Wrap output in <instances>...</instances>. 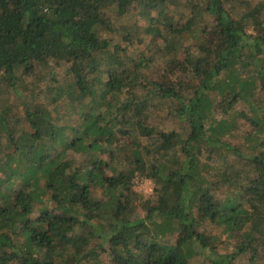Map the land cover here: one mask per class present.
I'll return each mask as SVG.
<instances>
[{"label":"trees","instance_id":"1","mask_svg":"<svg viewBox=\"0 0 264 264\" xmlns=\"http://www.w3.org/2000/svg\"><path fill=\"white\" fill-rule=\"evenodd\" d=\"M241 2L0 0V264H264V0ZM238 118L260 136L231 144Z\"/></svg>","mask_w":264,"mask_h":264},{"label":"rangeland","instance_id":"2","mask_svg":"<svg viewBox=\"0 0 264 264\" xmlns=\"http://www.w3.org/2000/svg\"><path fill=\"white\" fill-rule=\"evenodd\" d=\"M226 6L227 8H229L230 10H233V9H239L241 7H243L242 5V2L241 0H226ZM179 10L181 11H186L182 6H180ZM120 26L123 28H125L127 31H130L132 33H137L140 35V37L142 38V40H144L143 42H147L143 45H136V44H133V45H126V44H122V49H124V51H122L121 53V56H125L126 58L128 57H132V58H138L140 52L142 51V48L144 47H147L149 45V41H150V38L148 39L144 34H143V31L145 30V27L148 25L147 24V21L143 20L140 18L139 14L138 15H129L127 17H123V18H120ZM137 27H139V29H137ZM251 29L248 28V32L251 33ZM158 44H160V42H158ZM185 45H187L185 43ZM159 67V66H158ZM55 71L57 72V76L56 78H58V76L60 77L64 71H65V67L64 65L60 64L56 69ZM89 80H91V82L94 83V87L92 88V90H94L95 92H99L100 90V84H97V86L95 85V78L94 76H90L89 77ZM55 86V85H54ZM53 86V87H54ZM46 89V84H42L41 85V89H40V94L42 92L43 89ZM58 91L57 92H61V94L63 95L65 91H61L59 89H57ZM7 93V91H5ZM58 94V96H60L61 94ZM9 93H7V96H4V98L8 97ZM53 95V92L51 93ZM55 94V93H54ZM97 94V93H96ZM3 96H2V99H3ZM58 96H56V98H59ZM52 97H55V96H50L49 98H52ZM43 98H45V94L42 92L41 96H40V100H42ZM0 99V100H2ZM91 98L90 97H86L84 98V102H79L75 107H72L71 109H67V111L64 109V106L67 108L68 106V98H62L58 103L57 105H54L56 106L58 109V113L59 115L60 114H65V118L67 121L69 120H72L73 118H77L78 117V114L81 110H84V111H87V109H89L92 104L87 102L89 101ZM261 100V101H259ZM49 103V99L47 101ZM258 102H261V103H258ZM256 104H259V106H264V95H261V98L257 99L256 100ZM93 107V106H92ZM94 109V108H93ZM50 110V113H51V116H53V118L55 117H58V114L56 113V110L53 108V107H50L49 108ZM235 111L232 113V115H238L237 113L238 112H242V111H246L247 110V105L244 104V103H240V104H237L235 109ZM94 113H97L98 111L96 110H93ZM237 125H236V131L234 132V134L232 135V137L229 138V142L231 144H234V145H241L242 142L244 141V137L246 134H254L256 137H259L260 134L256 133L255 131H253L251 129V126L249 124H247L245 122L244 119H237L236 121ZM127 137H122L119 139V141L121 140H125ZM230 160L233 161L234 158L233 157H230ZM136 194L140 195L141 197L147 199V198H151L152 201L156 200V196H153L154 194V189H155V186L154 184L151 182V180H148V179H140V180H137L135 182V184L133 185V188H132ZM216 232V231H214ZM221 238L222 240L225 239V235H221ZM230 246L227 244L224 248H221L219 250L220 254H226L228 253V250H229ZM249 254L246 253V254H240L238 255L237 257V261L239 263H242V264H246L247 261L249 260ZM207 256L205 254H202L201 256H195L193 257L189 264H204L206 263V261L204 260ZM99 259H101L103 261V263H109V256L107 254H101V256L99 257Z\"/></svg>","mask_w":264,"mask_h":264}]
</instances>
